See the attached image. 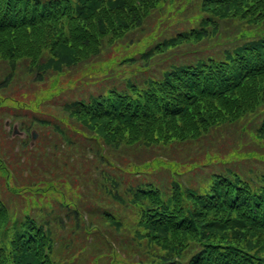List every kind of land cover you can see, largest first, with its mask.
Masks as SVG:
<instances>
[{
    "label": "trees",
    "instance_id": "trees-1",
    "mask_svg": "<svg viewBox=\"0 0 264 264\" xmlns=\"http://www.w3.org/2000/svg\"><path fill=\"white\" fill-rule=\"evenodd\" d=\"M168 1L0 0V62L11 67L0 86L13 81L19 62H26L34 85L49 72L60 75L88 54H98L105 43L140 30L150 13ZM185 21V29L153 45L141 59L179 44L217 39L224 22L238 26L235 34L226 36L227 47L180 62L143 89L131 85L127 92L109 90L66 100L59 120L50 112L42 117L39 103L31 118L16 115L22 130L50 126L38 131L29 153L25 143L16 144L17 150L10 143L4 153L14 195L46 199L43 176L58 180L60 186L64 176L74 175L92 183L91 160L105 158V146L114 150L136 143L189 141L264 104V0H198ZM69 120L80 125V132L66 127ZM252 134L256 142L264 137V117ZM62 157L63 169L46 167ZM78 159L84 160L83 168L72 165ZM104 179L97 177L98 189L121 200L122 179ZM123 182L136 216L134 239L141 242L140 249L146 244L151 251L144 264H264V171L246 177L223 168L211 174L202 189H181L173 183L167 192L136 177ZM58 205L47 217L28 211L12 219L0 200V264L75 263L80 249L59 236L66 229L86 236L97 233L87 219L93 208L84 203ZM59 241L65 251L61 255Z\"/></svg>",
    "mask_w": 264,
    "mask_h": 264
},
{
    "label": "rangeland",
    "instance_id": "rangeland-1",
    "mask_svg": "<svg viewBox=\"0 0 264 264\" xmlns=\"http://www.w3.org/2000/svg\"><path fill=\"white\" fill-rule=\"evenodd\" d=\"M197 1L172 0L162 4L150 13L140 30L130 32L113 43H105L98 54H88L80 59L78 65L65 68L60 75L49 72L44 81L37 85L30 82L26 62L16 63L13 81L5 88L0 86V142L3 145L0 153V200L7 206L12 219L20 218L28 211L47 217L59 207L58 204L64 203H84L90 210L93 208V213L87 219L89 225L98 228L97 233L86 236L81 230L66 229L62 237L59 236V240L71 242L74 249H80L74 264H144L149 260L148 252L151 251L146 244L140 249L141 242L134 239L138 230L136 216L127 203L123 179L127 181L130 177H136L144 182H152L160 191L167 192L172 191L173 183L181 189H202L211 174L222 172L223 168L246 177L264 171V137L259 136L260 141L257 142L252 139L253 130L264 117V104L261 103L236 122L214 126L203 136L189 141L172 140L156 145L136 143L114 150L104 145L105 158L91 160L92 183L74 175L64 176L60 186L58 180L43 176L41 183L48 186L46 199L43 196L39 199L12 193V174L8 177L7 173L12 169L4 153L10 143L13 150H17L18 147L14 148L16 144H28L24 148L29 153L39 138L38 131L48 130L50 126L44 123L29 131L22 130L16 115L31 118L35 112L34 106L39 103L42 117L50 112L54 119L59 120L62 119L60 115L65 114L62 105L66 100L105 94L109 90L127 92L131 85L143 89L176 64L228 46L226 36L235 34L237 22L222 23L217 39L212 37L194 46L179 44L177 48L170 47L141 59L140 55L153 45L174 37L177 31L186 28L188 23L185 20L194 14ZM8 69H11L9 64L0 62V80L5 78ZM51 102H54L52 106ZM73 122L69 120L66 127L80 132V125ZM32 130L36 133L34 140L30 139ZM63 162L62 157L53 162V166L42 163L48 168L63 169ZM82 162L84 160L78 159L72 165L83 168ZM104 176L122 179L118 187L121 200L98 189L97 177L105 181ZM38 181L31 180L33 184ZM107 186L110 188L109 182ZM58 188L59 192L56 191ZM99 233L104 234L103 237ZM60 243L58 255L65 252L63 243Z\"/></svg>",
    "mask_w": 264,
    "mask_h": 264
},
{
    "label": "water",
    "instance_id": "water-1",
    "mask_svg": "<svg viewBox=\"0 0 264 264\" xmlns=\"http://www.w3.org/2000/svg\"><path fill=\"white\" fill-rule=\"evenodd\" d=\"M12 132L14 133V129L12 130ZM30 139L31 140H34V138L36 137V133H35V131H31V133H30Z\"/></svg>",
    "mask_w": 264,
    "mask_h": 264
}]
</instances>
